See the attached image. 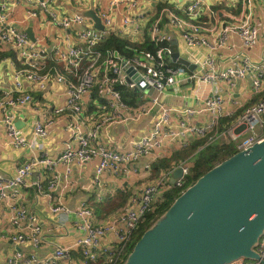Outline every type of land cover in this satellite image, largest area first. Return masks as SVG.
I'll return each mask as SVG.
<instances>
[{
  "label": "built area",
  "instance_id": "1",
  "mask_svg": "<svg viewBox=\"0 0 264 264\" xmlns=\"http://www.w3.org/2000/svg\"><path fill=\"white\" fill-rule=\"evenodd\" d=\"M13 1L27 6L36 5L49 16L51 23L62 28L81 26L85 19L79 13L60 15L54 10L55 0ZM140 1L108 0L107 7L100 8L96 14L103 29H97L93 24L82 26L76 33V45L52 48L55 61L60 62L64 70L73 71L76 76L73 82L57 66L45 70L48 49L39 45L36 40L31 41L24 30L8 21V0H0V44L9 46L22 65L12 74V88L0 86L1 121L6 127L8 143L16 148L31 145L29 138L18 132L16 127L15 111L29 107L33 100L31 93L23 90L24 81L37 90H44L50 80L64 85V103L53 107L51 113L67 115L68 123L64 129L69 132L59 154L34 155L17 166L11 175L0 172V202H5L10 209V231L4 237H9L15 247L5 262L0 264H123L134 234L145 222L147 214H157L165 200L164 193L183 188L190 173V164L186 160L161 171L154 182L146 184L139 193L129 195L124 206L100 222L94 208L86 201H81L73 212L62 202L64 194L73 186L69 177L74 163L81 165L95 160L92 183H99L107 173H136L134 164L140 158L155 155L169 143L186 147L191 137L204 138L206 144L225 138L235 153L248 151L264 140V24H255L252 15L254 1L259 2L264 9V0H241L243 13L238 16L227 13L224 21L219 19L218 11L205 0H185L184 7L180 10L164 5L159 9L158 19L151 26L149 35L155 45L164 42L168 44L158 46L155 52L142 48L131 57H123L113 51L98 62L100 52L95 47L115 31L111 11L116 7L123 8V26L138 30L142 15L133 11ZM232 1L236 3V0H231V5ZM31 10L29 8V15L36 16V12ZM203 13H206L209 25L198 22ZM162 19L181 30L188 48L207 49V53L188 59L195 65L192 71L182 65L174 67L169 64L168 47L171 37L169 33L161 31L159 23ZM203 32L210 33V38L207 39ZM234 37L238 38L243 52L232 56L229 63L221 67L215 55L223 48H233L235 45L231 43V39ZM255 47L261 48L257 58L246 53ZM218 56L220 59V54ZM88 58L91 59L89 64ZM83 62H86L85 66ZM129 69L137 73L136 80L128 75ZM245 78L250 80L252 94L259 96L249 103L234 98L237 81ZM117 84L136 90L143 102L135 106L124 102L120 91L115 88ZM189 84L197 87L204 84L209 87L208 94H196L195 106L181 108L160 102L159 98L163 93ZM94 91L101 101L96 100V117L84 129L85 122H88L86 101ZM228 103L239 111L234 114L227 109ZM154 108L156 114L150 128L138 139L129 140L126 148L110 149L100 142L102 132L110 125L137 121L149 115ZM204 113L210 119L196 122V118ZM225 115H230L233 121L220 128L219 120ZM54 120L52 115L48 118L41 115L33 120L31 139H45ZM57 167H62V171L58 172ZM177 167L182 168V174L173 177ZM144 168L149 171L151 166L146 163ZM41 169L51 171L46 187L48 196L55 204L50 205V212L73 216L69 220L78 233L71 244L57 246L48 256L36 255L42 227L37 215L20 202L22 189L30 186L29 183L35 185L38 191L41 190L38 179L32 182L27 180L33 171ZM24 245H30L32 252L23 253L20 248ZM254 251L260 259L241 256L221 264H262L264 232Z\"/></svg>",
  "mask_w": 264,
  "mask_h": 264
},
{
  "label": "crops",
  "instance_id": "2",
  "mask_svg": "<svg viewBox=\"0 0 264 264\" xmlns=\"http://www.w3.org/2000/svg\"><path fill=\"white\" fill-rule=\"evenodd\" d=\"M213 9L218 11L220 20H225V14L238 16L243 13L241 7V0H236L231 5V0H205ZM255 4L252 8V15L254 23L257 25L264 24V9L259 2L254 1ZM185 0H141L138 6L133 11L135 14H141L140 28L133 30L129 26L124 27L122 24V16L124 9L116 7L111 11V17L114 23V34L120 38H124L132 43L146 45L152 43L150 40V29L154 22L158 19L159 9L164 6L175 7L180 10L184 7ZM108 0H55L53 3L54 10L62 14L79 13L84 14L86 11L93 9L96 14L100 8L107 7ZM6 13L8 21L24 30L31 25L36 42L39 45L45 46L48 49L46 58V69L52 66L60 68L64 76L73 82L76 76L72 70H64L60 62L55 61L52 48L55 46L66 48L76 45V33L82 26H90L93 21L89 17H85L81 26L73 25L69 28H62L51 23L49 16L43 13L36 5L27 6L21 2H14L8 0L6 6ZM29 8L31 11L36 12V16L29 15ZM181 13V11H180ZM186 17L185 15H183ZM199 23L209 25L206 13H203L199 18ZM162 32L170 34V41L178 45V50L181 56L186 59L192 60L194 56L207 53L205 47L188 48L182 38V32L177 27L170 25L166 19H162L159 23ZM204 36L209 39L211 34L203 32ZM231 43L235 46L233 48H223L216 56V61L219 66L224 67L230 61V58L236 54H241L243 49L239 46L238 38L231 39ZM155 45L154 43H152ZM170 44V43H169ZM261 46V45H260ZM251 57L257 58L260 56L261 48L255 47L251 51H247ZM240 56V55H238ZM86 60V57H84ZM102 60H98L101 62ZM91 59L88 58V64ZM86 62H83L85 66ZM22 65L17 58L15 52L6 45L0 44V86L2 88H12V74L14 70L21 68ZM23 90L29 91L33 97L29 107L17 109L16 123L20 122L17 131L22 133L25 137L29 138L31 145H26L21 148L11 146L8 141L6 127L1 121L2 113L0 111V172L4 175H11L14 173L17 166L23 162L28 161L34 155H48L55 156L62 151L63 142L68 138L69 132L64 127L68 123L67 115L65 113L54 115L51 109L55 106L64 103V90L63 84L50 80L44 90H37L29 82L24 81ZM209 87L204 84L196 85H182L175 89L169 90L160 96V102L168 106L174 107H193L195 106L196 94L203 92L204 95L208 94ZM234 98L242 102H253L257 98L252 94L249 78L238 80L234 88ZM96 100L101 99L97 96L92 97L86 101L85 111L88 114V122H85L84 129L88 128L93 119L96 117ZM226 108L232 112L237 113L229 103ZM156 114V109H152L149 115L141 117L137 121L112 124L106 131H103L100 136V142L107 148H126L129 140L138 139L141 134L150 128ZM41 115L48 118L53 116L55 119L53 124L48 128V135L45 139H31L32 121ZM230 118V119H229ZM209 115L206 113L198 116L196 122H205L209 120ZM225 119V121H222ZM229 119V121H228ZM233 118L230 115H225L219 120V127L222 128L225 124H230ZM228 143L225 138L221 139ZM205 141L204 138H190L186 147H180L176 143H169L166 147L158 151L155 155L140 158L134 166L137 169L136 173H129L128 175H113L105 174L99 183H92L95 160L83 163L81 165L73 164L72 171L69 179L73 182V186L64 194L62 202L64 205L73 212L81 201H86L91 207L94 208L95 215L98 221H103L108 216L125 205L129 195L139 193L146 184L152 183L156 180L158 174L166 169L178 165L181 161H188L192 165V157L198 150L203 147L199 144ZM196 143L199 145L196 147ZM232 147V146H231ZM230 147V148H231ZM233 149V147H232ZM192 151V152H191ZM186 153L188 155L184 156ZM168 161V166L163 162ZM150 164V170H146L144 165ZM162 165V166H161ZM58 172L62 171V167H57ZM51 176V171L48 169H41L40 171H33L29 177L28 182L39 180L42 188L37 190L35 185L25 186L22 189L20 202L24 204L30 211L34 212L41 224V242L36 249L37 256L51 255L57 246H66L71 244L78 235L72 222H70V214L61 213L54 214L50 212V205L55 204V201L48 196L47 181ZM60 187V185H59ZM56 197V192L53 193ZM10 209L5 202H0V262L3 263L7 257L14 251V243L6 236L9 231L8 216ZM65 221V222H64ZM21 251L25 254L32 252L30 245H24Z\"/></svg>",
  "mask_w": 264,
  "mask_h": 264
},
{
  "label": "water",
  "instance_id": "3",
  "mask_svg": "<svg viewBox=\"0 0 264 264\" xmlns=\"http://www.w3.org/2000/svg\"><path fill=\"white\" fill-rule=\"evenodd\" d=\"M83 15L95 28L103 29L93 9ZM24 31L31 41L36 40L31 25ZM168 48L171 62L194 69L175 42ZM127 72L133 80L138 78L136 72ZM181 174L182 168L177 167L173 177ZM154 225L135 243L126 264H221L241 256L260 259L249 246L264 226V140L248 151L234 153L192 183Z\"/></svg>",
  "mask_w": 264,
  "mask_h": 264
},
{
  "label": "trees",
  "instance_id": "4",
  "mask_svg": "<svg viewBox=\"0 0 264 264\" xmlns=\"http://www.w3.org/2000/svg\"><path fill=\"white\" fill-rule=\"evenodd\" d=\"M166 44L168 43L164 42L159 45H153L152 43H149L146 45H141V44L132 43L124 38H120L115 34H110V36L102 44L96 46L95 49L100 52L99 60H103L113 51H117L123 57H131L136 51H139L142 48H146L149 51L155 52L158 46H165ZM169 64L174 67L180 66L179 64H176L174 62H170ZM115 88L120 91L123 101L126 102L127 104L135 106L143 102L140 93H138L136 90H130L121 84H117ZM93 96L97 97L95 91L93 92ZM222 121H225V119H223ZM199 144H203V147L200 150H198L196 154L192 157L191 160L192 165L189 168L190 173L187 176V181L185 182L184 186L188 185L189 183L192 184L196 182L200 177L205 175L209 170L214 168L217 164L231 157L235 153L234 149H232L231 147L232 145L230 143H225L221 139L210 144H206V141H203ZM199 144L196 143L195 144L196 147ZM186 155H188V153H186L184 156ZM163 163L165 164V166H168V161ZM179 191L180 189L175 188L170 191H166L164 193L165 200L163 204L160 206L157 214H147L145 222L147 220H150L147 226H144L145 223L144 222L136 230L134 234V236H136V239L133 237L132 243L128 249V254L131 253L135 243L140 239V237L147 230H150L155 226L154 225L155 223L154 224H149V223L155 220L156 218H157V222L163 218V215L166 212V210L172 205L175 199L180 195Z\"/></svg>",
  "mask_w": 264,
  "mask_h": 264
},
{
  "label": "rangeland",
  "instance_id": "5",
  "mask_svg": "<svg viewBox=\"0 0 264 264\" xmlns=\"http://www.w3.org/2000/svg\"><path fill=\"white\" fill-rule=\"evenodd\" d=\"M175 41H173V43H174ZM255 97L256 98H258L259 96L258 95H255ZM192 152V151H191ZM191 185V183H189L188 185H186V186H184L182 189H180V194L181 193H183V191L184 190H186V188L187 187H189ZM150 220H147L145 223H144V226H147V224H148V222H149ZM157 222V218L155 219V220H153V221H151L149 224H154V223H156ZM262 232H264V226L262 227ZM262 232H259L256 236H255V238H254V241L251 243V245L249 246V249H251V250H255V248H256V246H257V244H258V242H259V239H260V237L262 236L261 234H262ZM134 238L136 239V236H134ZM128 256H129V254H128ZM128 256L124 259V261H123V264H126V262H127V259H128Z\"/></svg>",
  "mask_w": 264,
  "mask_h": 264
},
{
  "label": "bare ground",
  "instance_id": "6",
  "mask_svg": "<svg viewBox=\"0 0 264 264\" xmlns=\"http://www.w3.org/2000/svg\"><path fill=\"white\" fill-rule=\"evenodd\" d=\"M230 119V118H229ZM229 119H228V121H229ZM199 140H200V138H199Z\"/></svg>",
  "mask_w": 264,
  "mask_h": 264
}]
</instances>
